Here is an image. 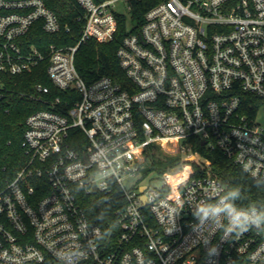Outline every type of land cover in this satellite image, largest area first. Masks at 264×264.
Instances as JSON below:
<instances>
[{
	"label": "built area",
	"instance_id": "obj_1",
	"mask_svg": "<svg viewBox=\"0 0 264 264\" xmlns=\"http://www.w3.org/2000/svg\"><path fill=\"white\" fill-rule=\"evenodd\" d=\"M75 1L76 44L39 47L29 41L35 27L55 36L70 26L43 0H0V75L47 63L51 84L79 95L63 103L35 86L49 109L27 117V162L0 191V264H264L262 221L242 228L227 211H202L230 204L259 215L229 202L197 150L220 151L264 183V0L159 1L117 50L129 90L106 76L87 83L75 67L80 46L111 42L127 19L120 0ZM124 1L131 29L135 0ZM152 144L180 155L181 167L144 175ZM116 190L119 232L107 236L77 194Z\"/></svg>",
	"mask_w": 264,
	"mask_h": 264
},
{
	"label": "trees",
	"instance_id": "obj_2",
	"mask_svg": "<svg viewBox=\"0 0 264 264\" xmlns=\"http://www.w3.org/2000/svg\"><path fill=\"white\" fill-rule=\"evenodd\" d=\"M51 9L62 25H69V34L46 35L39 27H35L29 41L39 47L54 44L75 45L79 38L81 24L77 18L82 15L75 0H43ZM161 0H135L130 10L133 27L130 29L125 17L118 18L117 30L109 43L88 42L80 46L75 55V67L79 75L87 82L106 76L123 88L129 90V81L119 66L117 50L124 37L131 33H138L144 14ZM47 63L41 64L29 74L9 76L0 75L2 88L0 89V191L5 189L17 172L26 164L27 157L21 147L25 132V122L29 115L49 109L43 99L36 98L35 86L42 84L50 89L46 99L60 98L63 103L71 101V97L79 99L75 92L60 91L51 84L46 73ZM73 147L80 149L78 144ZM199 154L210 163L209 173L226 186L229 202L238 208L255 209L258 214L264 213V183L251 178L234 161L228 159L220 151H209L197 144ZM182 157L164 154L159 146L152 144L145 150V161L142 173L162 174L168 170L181 167ZM236 193L233 197L230 194ZM77 200L88 219L103 229L107 236L117 235L119 232L115 210L122 202L116 190L111 195L100 193L86 195L78 192ZM264 224V220H261ZM47 264H61L55 259L48 258Z\"/></svg>",
	"mask_w": 264,
	"mask_h": 264
},
{
	"label": "clouds",
	"instance_id": "obj_3",
	"mask_svg": "<svg viewBox=\"0 0 264 264\" xmlns=\"http://www.w3.org/2000/svg\"><path fill=\"white\" fill-rule=\"evenodd\" d=\"M230 195L234 197L236 193H231ZM202 211L205 213V215H207L209 212L218 213L221 211H227V213L232 217L233 223L239 224L242 228L250 220L257 223L260 222L261 220H264V213L253 218L248 213L238 210L230 204H225L224 207L222 208L212 207V208L202 209Z\"/></svg>",
	"mask_w": 264,
	"mask_h": 264
},
{
	"label": "rangeland",
	"instance_id": "obj_4",
	"mask_svg": "<svg viewBox=\"0 0 264 264\" xmlns=\"http://www.w3.org/2000/svg\"><path fill=\"white\" fill-rule=\"evenodd\" d=\"M117 9H118V11H119L120 13H124V14L127 16V19L129 18V11H128V9H127V4L125 3L124 0H120V1L117 3ZM130 24H131V22H130ZM258 121H259L261 124H263V126H264V113L259 115V117H258ZM197 161H198V162H201V161H204V160H202L200 157H198V158H197ZM154 174H155V173H152V175H150V177H155ZM150 179H152V178L147 177V178H146V181H149ZM151 184H152L153 186H158V185L160 184V181H158V180H156V179H152V180H151Z\"/></svg>",
	"mask_w": 264,
	"mask_h": 264
},
{
	"label": "water",
	"instance_id": "obj_5",
	"mask_svg": "<svg viewBox=\"0 0 264 264\" xmlns=\"http://www.w3.org/2000/svg\"><path fill=\"white\" fill-rule=\"evenodd\" d=\"M191 160H192V159H188V161H191ZM144 188H145V187H141V189H140V190H141V191H143V190H144ZM93 191H94V193H96V191H97V190H96V188H95V187H94V190H93ZM142 200H143V201H145V197H144V196H142Z\"/></svg>",
	"mask_w": 264,
	"mask_h": 264
}]
</instances>
